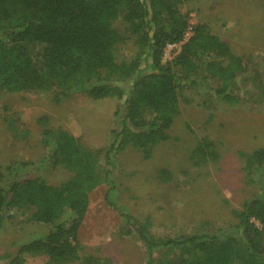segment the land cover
Returning <instances> with one entry per match:
<instances>
[{
    "label": "trees",
    "instance_id": "trees-1",
    "mask_svg": "<svg viewBox=\"0 0 264 264\" xmlns=\"http://www.w3.org/2000/svg\"><path fill=\"white\" fill-rule=\"evenodd\" d=\"M189 1L194 0H0L1 90L51 92L55 103L75 95L116 99L123 111L106 150H91L69 132L44 126L45 155L37 167L17 161L0 168V227L4 216L20 209L31 210L30 222L48 227L42 238L5 255L7 264H25V255L51 264H107L83 253L78 243L89 195L106 179L114 153L131 147L147 158L151 148L168 141L180 101L186 102L196 79L210 83L211 95L230 105L264 101L262 58L236 56L207 24L190 26L184 11ZM181 42L178 54L163 63L165 48ZM127 45L133 49L128 58L122 55ZM244 83L246 98L236 93ZM242 156L251 184L254 171L264 175V148ZM189 159L194 167L217 162V144L199 139ZM29 168H62L71 176L51 186L29 177ZM159 173L160 180H169L167 172ZM230 215L226 223L189 221L170 229L119 213L123 233L141 242L145 264H157L158 253L167 252L183 257L172 264H264V185Z\"/></svg>",
    "mask_w": 264,
    "mask_h": 264
},
{
    "label": "rangeland",
    "instance_id": "rangeland-1",
    "mask_svg": "<svg viewBox=\"0 0 264 264\" xmlns=\"http://www.w3.org/2000/svg\"><path fill=\"white\" fill-rule=\"evenodd\" d=\"M184 11L190 26L207 24L234 55L260 56L264 63V0H194L186 3ZM113 26L123 32L120 23ZM183 42L167 46L162 62L172 60ZM132 51L127 45L122 55L128 58ZM246 85L236 90L242 98L247 97ZM212 87L201 78L195 80L184 94L186 102L180 101L168 141L151 148L147 158L131 147L111 156L105 167L107 177L90 193L78 232L83 253L107 264H145L141 242L134 233H123L119 213L135 221L148 220L156 228L172 229L189 221L226 223L232 221V209L260 192L264 175L254 171L253 182L246 184L242 154L264 148V101L230 105L213 97ZM121 112V102L116 99L93 101L75 95L55 103L51 92L28 95L0 89V168L17 161L37 167L45 155L40 144L44 126L69 132L91 150H106ZM202 138L217 144L219 160L194 167L190 152ZM25 171L51 186L71 176L62 168ZM160 171L167 172L169 180H160ZM30 214V209H20L4 216L0 264L8 263L5 255L13 256L20 245L42 238L48 231V227L30 222ZM181 258L177 252L158 253L157 264H172ZM24 259L25 264H51L42 256L25 255Z\"/></svg>",
    "mask_w": 264,
    "mask_h": 264
},
{
    "label": "built area",
    "instance_id": "built-area-1",
    "mask_svg": "<svg viewBox=\"0 0 264 264\" xmlns=\"http://www.w3.org/2000/svg\"><path fill=\"white\" fill-rule=\"evenodd\" d=\"M190 35H191V30H190V28H189V29L187 30L185 36H184V41H186V40L189 38Z\"/></svg>",
    "mask_w": 264,
    "mask_h": 264
}]
</instances>
